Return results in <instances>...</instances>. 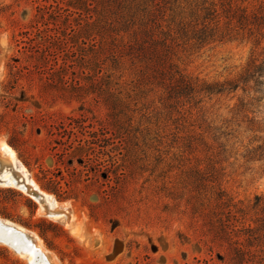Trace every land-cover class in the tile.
<instances>
[{"label":"rangeland","instance_id":"obj_1","mask_svg":"<svg viewBox=\"0 0 264 264\" xmlns=\"http://www.w3.org/2000/svg\"><path fill=\"white\" fill-rule=\"evenodd\" d=\"M212 2L247 7L248 19L223 16L217 30L229 35L208 44L183 36ZM153 38H168L176 69L198 85L236 80L264 61V0H0V144L68 215L0 183V220L57 264H264V73L258 86L175 104L128 55ZM14 236L0 239V264H41Z\"/></svg>","mask_w":264,"mask_h":264},{"label":"trees","instance_id":"obj_2","mask_svg":"<svg viewBox=\"0 0 264 264\" xmlns=\"http://www.w3.org/2000/svg\"><path fill=\"white\" fill-rule=\"evenodd\" d=\"M221 5L224 6V3L222 2ZM227 5L228 7L225 9L223 8L224 10L221 12L218 9L217 4L212 2L208 7L204 8L206 12L202 27L198 29V24H196L195 30H179V32L183 36H188L189 39L196 40L200 44H208L216 40H223L227 35H229L226 32L217 30L223 16L229 20L237 19V21L241 24L243 20L248 19L247 7H235L231 2H228ZM211 23H215V27L212 28L210 26ZM167 39L168 38H165L163 41L159 42L157 39L153 38V42L150 44H147L148 41H144L136 44L137 46L131 45L128 55H130L134 60L136 59L140 62L146 63L148 70L150 71V73H145V76H147L146 78H153L157 81V84L164 86L167 91V99L170 102H174L175 104H179L182 101L191 102L192 100L195 101L197 95L202 93L213 94L221 93L226 90H237L238 88L248 86L252 81L255 82L256 86L261 83L260 79L264 73V61L258 62L259 60L255 59L249 63L245 71L236 80H228L224 83L203 82L201 85H198L191 78H188L176 69V65L172 61L170 45L168 44ZM160 43L162 45L161 49L157 46ZM176 75L179 77H176ZM199 102H201V100L196 103ZM171 106H173V103ZM78 126L82 129L84 128V124L80 121H78ZM69 133H71V131H69ZM72 145L73 143L69 145V148H72ZM83 148L84 145L82 144V140H78L77 149L82 150ZM55 159L56 165L60 162L63 163L65 161L64 154H58V158ZM42 173L44 174V180H48L50 184L56 183L54 177H57V175L52 169L46 168L42 170ZM211 176L212 175H210V177ZM202 179L203 178L200 179L198 186L206 188L205 184L201 182ZM204 180H209L215 183V180L213 179L204 178ZM218 197L223 202L222 204H227L228 207L231 206L230 200L225 197L223 190L218 192ZM234 219H236V215L232 214V210H229L226 220L222 221V225L226 228H231L232 226L235 227V223L232 222Z\"/></svg>","mask_w":264,"mask_h":264},{"label":"bare ground","instance_id":"obj_3","mask_svg":"<svg viewBox=\"0 0 264 264\" xmlns=\"http://www.w3.org/2000/svg\"><path fill=\"white\" fill-rule=\"evenodd\" d=\"M0 150L7 161L6 162L7 167L3 171H0V183L12 184L20 188H27L24 190H28L29 192L34 191L35 192L34 194L39 195L47 202V205L49 206L50 216L55 217V218H60L65 221L66 219L64 218H67L68 216L67 213L65 211H60L58 209V202L52 197V195L47 194L38 188V185L36 184V182L29 177L26 167L20 164L16 156L15 150L9 144L4 143V142L0 144ZM18 171L21 173L20 178L15 177V174H17ZM3 227L8 228V229L4 230ZM13 231L15 232V234H13ZM9 234L15 235L18 238L26 239L29 241L28 243H30V246H27V247L22 246L19 248L22 254L24 253L25 255V253H28L27 259H29V261L34 262L36 260L37 254L39 253L40 255L43 256V260L41 264H57L55 260L53 259V257L49 254V252L42 249V246L37 241V237L30 235L24 228L20 226L8 223L7 221L0 220V239L7 241Z\"/></svg>","mask_w":264,"mask_h":264},{"label":"water","instance_id":"obj_4","mask_svg":"<svg viewBox=\"0 0 264 264\" xmlns=\"http://www.w3.org/2000/svg\"><path fill=\"white\" fill-rule=\"evenodd\" d=\"M4 228V227H3ZM8 228H4V230H7ZM13 234H15V232L13 231Z\"/></svg>","mask_w":264,"mask_h":264}]
</instances>
